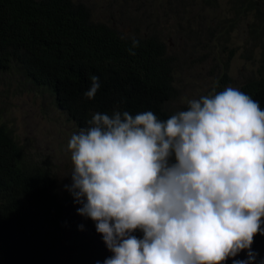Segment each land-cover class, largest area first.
Returning a JSON list of instances; mask_svg holds the SVG:
<instances>
[{"label": "clouds", "instance_id": "9594fccd", "mask_svg": "<svg viewBox=\"0 0 264 264\" xmlns=\"http://www.w3.org/2000/svg\"><path fill=\"white\" fill-rule=\"evenodd\" d=\"M68 150L65 188L112 253L104 264H223L242 250L247 259L233 264H253V238L264 235V110L238 88L188 99L166 120L97 112Z\"/></svg>", "mask_w": 264, "mask_h": 264}, {"label": "trees", "instance_id": "16d2710c", "mask_svg": "<svg viewBox=\"0 0 264 264\" xmlns=\"http://www.w3.org/2000/svg\"><path fill=\"white\" fill-rule=\"evenodd\" d=\"M246 1L264 31V0ZM133 40L139 44L130 55ZM261 44L255 72L238 89L264 110ZM173 70L174 58L155 35H124L94 19L80 1L0 0V71L51 95L76 131L93 114L113 110L152 111L166 120L176 113L167 108L176 92ZM93 75L100 88L88 99L84 93ZM225 82L226 77L211 94L222 92ZM50 169L27 156L0 116V264H104L112 253L102 234L94 221L78 214L81 205L67 189L58 191ZM133 234L143 237L139 230ZM250 250L256 254L253 264L264 262V235L254 236ZM247 251L223 264L247 259Z\"/></svg>", "mask_w": 264, "mask_h": 264}, {"label": "rangeland", "instance_id": "374dc122", "mask_svg": "<svg viewBox=\"0 0 264 264\" xmlns=\"http://www.w3.org/2000/svg\"><path fill=\"white\" fill-rule=\"evenodd\" d=\"M94 19L113 24L124 35H155L174 58L175 96L167 108L223 88H238L259 62L264 31L246 0H77ZM254 22V24H253ZM0 116L34 162L48 165L65 191L71 184L68 142L76 131L54 98L13 73L0 71Z\"/></svg>", "mask_w": 264, "mask_h": 264}]
</instances>
